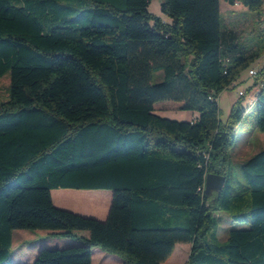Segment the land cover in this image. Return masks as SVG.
Masks as SVG:
<instances>
[{
    "label": "trees",
    "instance_id": "16d2710c",
    "mask_svg": "<svg viewBox=\"0 0 264 264\" xmlns=\"http://www.w3.org/2000/svg\"><path fill=\"white\" fill-rule=\"evenodd\" d=\"M0 0V264L12 263V232L47 230L76 245L40 248L31 264H91V248L121 264H161L188 243L183 264H264V147L231 185L228 148L244 96L224 121L217 97L261 53L221 19L219 0ZM161 1V0H160ZM259 12L264 0H224ZM255 126L264 132V67L257 69ZM251 87L247 89L250 90ZM197 112L176 120L159 101ZM225 176L207 195L205 176ZM107 189L104 220L53 205L50 190ZM85 203L105 213L97 195ZM246 228L217 236L220 214ZM86 231L83 235L80 232Z\"/></svg>",
    "mask_w": 264,
    "mask_h": 264
},
{
    "label": "rangeland",
    "instance_id": "374dc122",
    "mask_svg": "<svg viewBox=\"0 0 264 264\" xmlns=\"http://www.w3.org/2000/svg\"><path fill=\"white\" fill-rule=\"evenodd\" d=\"M219 1L222 7L221 19L223 24L228 28H233L237 32L239 36L238 39L244 46L251 48V51L259 50L261 53L260 57L247 69L241 71L234 83L222 90L217 97L219 118L221 121H224L229 114L231 105L239 99L238 91L242 90L245 94H249V99L245 96V98L241 101L242 106L245 108V112L240 122L234 127V140L232 145L228 148L230 160L227 168H229L231 175V185L235 190H242L246 185V182L240 173L239 165L264 147V132L257 130L254 122V106L250 105L255 98L254 87L252 86L254 75L251 76L248 73L249 69L257 71V69L264 67V3L259 12H254L245 11V8L240 4L233 5L232 7L225 6L223 8L224 4L227 3H225L224 0ZM147 10L151 14L159 17L161 21L170 22L169 18L160 10V0H151L148 4ZM8 87L9 76L5 75L0 78V101L7 99ZM249 87L251 88L247 91ZM181 104L182 103L180 102L165 100L154 103L153 107L156 114L164 117L187 121L194 119L197 112L181 110L179 109ZM68 210L80 215L96 218V215L91 213L93 207L85 203H73V207ZM103 214L104 212L102 215L99 214V217H103ZM219 214L220 221L217 225V236L220 241H225L229 229L247 227L246 224L232 223L228 219L227 214L224 212ZM80 233L83 235L87 234L86 231H81ZM22 239H25L24 243H20ZM76 244L77 242L70 238L49 234L47 230L16 229L12 232V259L14 261L16 258H26L27 255L23 254L27 253V251L31 248L38 250L40 248L53 249ZM186 246H189V244L177 243V246L173 249L174 254L171 257L169 264H180L185 261L188 253V250L184 251ZM91 251L93 258L97 257L98 251H100L104 256H113L118 258L117 256L103 252L96 247L91 248ZM107 259L109 258H103L101 261L104 262Z\"/></svg>",
    "mask_w": 264,
    "mask_h": 264
},
{
    "label": "crops",
    "instance_id": "0c3cea01",
    "mask_svg": "<svg viewBox=\"0 0 264 264\" xmlns=\"http://www.w3.org/2000/svg\"><path fill=\"white\" fill-rule=\"evenodd\" d=\"M234 5H238V3H235ZM225 6L232 7L233 5H230V4L227 3V4H224L223 8ZM219 8H220V12H221L222 7H221L220 1H219ZM229 11H231V10H229ZM53 192H57L56 196H60L61 198L62 197L74 198V197H80V196H83V195H90V194L97 195L98 197H101L102 199L106 200V210H105V213L103 214V217H99L100 215L97 214L96 218H98V220H104L105 217H106V214H107V211H108V208H109V205H110V200H111V191L110 190H107V189H71V188L51 189L50 190V197H51L52 203H54V206H58V208H60V207L61 208H67V210H68V209H71L73 206L70 208L69 206L59 205V204L55 203L53 201V198H52V193ZM73 211H75V210H73ZM24 242H25V239H22L20 241V243H24ZM176 246H177V243L175 244L174 248ZM185 250L189 251V246H186L184 251ZM37 252H38V249L31 248V249H29L27 251V253L23 254V255H27L26 258L22 259L20 257V258H16L14 261L12 259V263H14V264H31L32 261L34 260L35 256H36ZM172 252L173 253H171V255L165 261H163L161 264H169V261H170L172 255L174 254V251H172ZM103 258H109V259H107L106 261L103 262V261H101ZM186 258H187V256H186ZM121 263H122L121 259L113 257V256H104L100 251L97 252V257L96 258H93V255L91 254V264H121ZM183 263L184 262H182L180 264H183Z\"/></svg>",
    "mask_w": 264,
    "mask_h": 264
},
{
    "label": "water",
    "instance_id": "95a60500",
    "mask_svg": "<svg viewBox=\"0 0 264 264\" xmlns=\"http://www.w3.org/2000/svg\"><path fill=\"white\" fill-rule=\"evenodd\" d=\"M162 3H164V0L160 1V4H162ZM224 182H225V176L224 175L217 174V173L206 174L205 181H204L205 193L207 195H211L213 192L218 193L221 190Z\"/></svg>",
    "mask_w": 264,
    "mask_h": 264
},
{
    "label": "built area",
    "instance_id": "2783aa9c",
    "mask_svg": "<svg viewBox=\"0 0 264 264\" xmlns=\"http://www.w3.org/2000/svg\"><path fill=\"white\" fill-rule=\"evenodd\" d=\"M248 73H249V75H255L256 74V71L255 70H253V69H249L248 70ZM255 90H256V88H254V92H255ZM238 95L239 96H244V98H245V96H246V98L247 99H249V94H245V92L244 91H242V90H240V91H238Z\"/></svg>",
    "mask_w": 264,
    "mask_h": 264
},
{
    "label": "bare ground",
    "instance_id": "6f19581e",
    "mask_svg": "<svg viewBox=\"0 0 264 264\" xmlns=\"http://www.w3.org/2000/svg\"><path fill=\"white\" fill-rule=\"evenodd\" d=\"M251 97V96H250ZM251 99V98H250Z\"/></svg>",
    "mask_w": 264,
    "mask_h": 264
}]
</instances>
